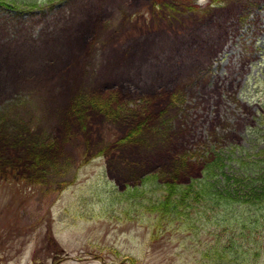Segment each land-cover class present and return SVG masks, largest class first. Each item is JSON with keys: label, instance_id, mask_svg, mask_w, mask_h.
Here are the masks:
<instances>
[{"label": "rangeland", "instance_id": "1", "mask_svg": "<svg viewBox=\"0 0 264 264\" xmlns=\"http://www.w3.org/2000/svg\"><path fill=\"white\" fill-rule=\"evenodd\" d=\"M5 1L0 264H264V217L247 204L264 170V0ZM82 92L116 116L80 123ZM184 154L179 180L221 158L243 204L199 205L186 226L127 192Z\"/></svg>", "mask_w": 264, "mask_h": 264}, {"label": "trees", "instance_id": "2", "mask_svg": "<svg viewBox=\"0 0 264 264\" xmlns=\"http://www.w3.org/2000/svg\"><path fill=\"white\" fill-rule=\"evenodd\" d=\"M211 1L218 3L221 0ZM7 6L8 3L5 0H0V7ZM186 6L189 9L193 8L187 1ZM99 96L101 95H90L89 93L85 94L82 92V94H78V96L73 99L71 111L76 114L78 112L77 120L80 123H84L86 113L91 109L96 112L104 113L106 116H116V109L112 108L108 101H105L106 97L104 98L103 95L102 97ZM103 104H106L107 106H104ZM107 107H110L111 111H108ZM148 122V118H145L140 125L134 126L131 131L127 133V136L125 137L126 139L124 138L123 140L127 143L130 142L129 139L132 135H135V133L140 134L143 130L142 126L148 124ZM115 143L116 145H119L120 141H116ZM209 156H211V154ZM202 163L198 176L190 177L187 181H181L178 178L179 175L187 174L189 171L186 168L188 159L185 157V154L181 155L180 157H177L175 166L173 170L169 172L171 174L165 179V181L158 183L156 179L159 178V175L151 173L146 175L142 179V182L140 180L138 184L131 187L128 186L127 192H133V195L140 197L139 199H141V202L147 201L148 211L157 214L158 220H168L172 222L182 220L186 226L192 221V218L196 214L194 209L199 205L204 211H206V208L215 207L217 204L224 203V205L228 206H231L232 204H243L240 201L241 199H239L240 197H238L239 193L234 189L236 188L235 184H239L242 181L227 176L225 172L219 173L223 168L222 159L219 158V161L214 162L212 159L211 162L206 156ZM238 163L240 162H237L236 164L238 165ZM244 172L247 171L245 170ZM220 174L224 177V180L219 187L221 180H215V178ZM256 175V179L252 180L253 182L248 187L250 195L248 196L247 204L249 205V200L253 197L254 201L252 203L256 205L260 217H264V170ZM230 180L235 182L234 185L229 183ZM153 187L156 188V196L153 195ZM234 197L237 198L236 201L230 200ZM245 214V212H242V214L237 216V221L235 222L236 225L245 222L243 219Z\"/></svg>", "mask_w": 264, "mask_h": 264}]
</instances>
